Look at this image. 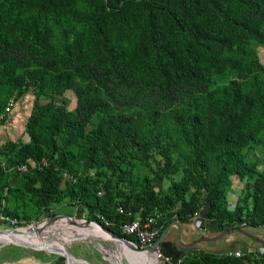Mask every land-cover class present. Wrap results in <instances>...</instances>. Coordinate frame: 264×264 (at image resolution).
<instances>
[{"label": "trees", "instance_id": "obj_1", "mask_svg": "<svg viewBox=\"0 0 264 264\" xmlns=\"http://www.w3.org/2000/svg\"><path fill=\"white\" fill-rule=\"evenodd\" d=\"M256 45L264 47V0H0V113L9 98L29 88L34 96L27 141L5 167L26 165L20 187L37 210L67 195L131 241L118 224L156 212L160 233L167 210L177 205L175 222H188L199 197L219 228H258L264 170L244 161V149L264 140V66ZM64 90L73 92L71 110L51 99L39 103ZM150 150L166 176L178 171L171 151L182 160V176L167 192L145 176L132 195L108 186L115 172L120 182L129 178L128 157ZM5 167L0 159V178ZM232 176L252 178L245 215L241 206L226 210ZM117 205L130 215L117 213ZM180 264L251 262L191 249Z\"/></svg>", "mask_w": 264, "mask_h": 264}, {"label": "rangeland", "instance_id": "obj_2", "mask_svg": "<svg viewBox=\"0 0 264 264\" xmlns=\"http://www.w3.org/2000/svg\"><path fill=\"white\" fill-rule=\"evenodd\" d=\"M254 49L259 62L264 66V47L256 45ZM49 99L55 104H62L68 110H71L75 105V98L71 90H64L60 94L41 98L39 99V103H44ZM14 101L15 105L11 111L0 118V159L3 167L6 166L7 159L12 157L15 148L27 141L24 123L28 113L32 109L34 101L33 90L29 88L23 91L19 97L14 98ZM8 142L13 145L5 146ZM171 154L173 159L177 160L178 171L175 173L168 176L164 175L161 172V157L155 150H150L144 157L138 155L135 157H128L125 167L129 170V178L123 179L122 182H120L115 172L112 174L114 178L109 182L108 186L114 187L115 184H117L118 191L123 190L132 195L138 191L139 181L145 176L150 180L154 190L159 189L162 192H167L170 181L178 180L182 176V171L180 169L183 166L182 160L176 159L177 154L174 151H171ZM244 161L246 163H255L258 171L264 170V140L258 145H253L244 149ZM28 162L31 166L33 165L30 160ZM79 170L80 173H84L85 171V169L81 167ZM88 172L92 174L93 169H89ZM109 174L110 171L108 170L105 176ZM105 176L100 179L101 182L104 181ZM251 181L252 178L250 177H245L242 180L234 176L231 177V185L226 192L225 198V207L227 211H232L236 206H241L243 208L242 215H245L250 203L249 200L244 201L243 196L246 191V185H250ZM20 183V171L17 166L10 165L7 168L5 167L0 178V211L15 212L16 219L19 221L17 228L35 225L49 218H53L51 222H55L58 219L61 220L59 224H62V220L70 223L69 219H71L75 222V225L84 224L85 227L62 231V233L67 236H82L77 239H68L67 242H64L68 255L87 264H111V258H114L117 254L115 243L104 238H88V234H82V230L88 232L94 225H99L101 229L105 228V226L96 221L94 215H91L82 204L72 203V200H70L67 195H63L60 202L49 204L47 209L37 210L32 203L30 194L20 187ZM66 187L67 182L62 180L60 184L61 190L64 191ZM188 195L189 192L186 193V196ZM203 203L202 197H199L197 208L199 209ZM176 206L177 205L167 210L168 215H165L166 217H163L161 220V224H166L165 228L174 225L175 217H173L170 212L174 211ZM24 216L28 217V219H24ZM44 225L49 226L47 223ZM5 228L11 227L0 225V229ZM241 228H243L242 224L236 225V223L229 224L224 222L222 228L218 227L215 232L224 231V233H229L237 230L240 232ZM259 228L250 227L248 229L250 234L258 233L260 237L264 238V229L260 228L259 230ZM173 230L174 229H172V231ZM106 232L108 233L109 231L106 230ZM62 233L51 231L44 234L53 237L50 238V240L55 241V239H61ZM262 238L259 239L262 240ZM254 243L256 244L251 245L252 247L234 250L239 252V256H235L234 254H232V256L240 258L244 262L248 259L251 264H264V244L259 241H254ZM22 245L12 242L11 239H1L0 264H66L64 257L60 254L40 249H32L26 245ZM197 252L198 250H195L196 254ZM121 261L123 264H130L131 262L129 258L125 256L121 257ZM114 264H118V262L115 261ZM150 264H153V262L150 261Z\"/></svg>", "mask_w": 264, "mask_h": 264}, {"label": "crops", "instance_id": "obj_3", "mask_svg": "<svg viewBox=\"0 0 264 264\" xmlns=\"http://www.w3.org/2000/svg\"><path fill=\"white\" fill-rule=\"evenodd\" d=\"M205 210V204H202L197 210L198 215L203 218V231L198 229L194 222L191 220L179 224V234L177 232L178 228L176 224L170 225L166 229L160 246L163 247L164 252L168 256H170L171 258L182 257L185 252L191 249L202 250L206 252L209 251L215 254H223L232 252L234 250H239L240 248L252 247L251 245L256 244L254 243V241H257L252 237H255L257 239L262 238L260 237V235H258V233H253L254 235L250 234L248 229L250 227H245L243 230H240L241 233L238 230V232L232 231L229 233H224V231L215 232V230L218 228L217 224L214 221L206 218ZM171 228L174 230L172 231ZM82 231L85 234L89 235L88 238H104L106 240L112 241L109 236H107L103 232L98 231L96 227H92L88 232H85V230ZM243 232H246L247 235H245ZM69 237L70 239H77L82 236L80 235ZM261 241H263L264 244V238H262ZM130 245L133 246L132 244ZM120 252V248L118 247L116 256L114 258H111V264H114V262L116 261V257L118 254H120ZM122 256L129 258V260L131 261L130 264H150V261H152L153 264H156L149 253H138L134 251L123 250ZM118 264H120L119 260Z\"/></svg>", "mask_w": 264, "mask_h": 264}, {"label": "built area", "instance_id": "obj_4", "mask_svg": "<svg viewBox=\"0 0 264 264\" xmlns=\"http://www.w3.org/2000/svg\"><path fill=\"white\" fill-rule=\"evenodd\" d=\"M15 105V101L13 98H9L5 106L0 113V118L8 114L13 106ZM44 163V161H42ZM19 171H25L26 165L22 164L17 167ZM101 192L97 191V195H100ZM117 213L122 214L124 216L130 215V212L124 209L121 205H117L115 207ZM159 213H153L150 215L144 216L142 219L133 218L131 220H125L118 224V228L120 232L124 235L132 236L134 241L128 240L138 251L145 252L151 254L154 262L157 264L160 260L166 262L167 264H180L181 257L171 258L170 256L163 254L160 248V245L152 246L154 240L156 239V235L159 233L160 226L158 224ZM101 221L108 225V222L105 218L100 216ZM189 220L193 221L198 229L201 231L203 228V218L200 217L197 211L193 212L189 216ZM19 221L14 218L0 212V225L1 226H9L12 229L17 228V224ZM260 228L264 229V222L259 225ZM155 238V239H154ZM150 247V249H148ZM228 255L234 254L235 256H239V252H228Z\"/></svg>", "mask_w": 264, "mask_h": 264}, {"label": "bare ground", "instance_id": "obj_5", "mask_svg": "<svg viewBox=\"0 0 264 264\" xmlns=\"http://www.w3.org/2000/svg\"><path fill=\"white\" fill-rule=\"evenodd\" d=\"M60 221L61 220L59 219L55 222L45 220L35 225H27L24 228H16L14 231L11 232V234H6L0 231V240L3 238L16 240L20 244L26 245L27 247H30L32 249H40V250H45L47 252H54L56 254H59L61 250H66L64 246V242H67V240L70 239V237L63 234L62 231L71 230V229H81L82 227H85L84 224L75 225L71 222L67 223V221L65 220H62V224H59ZM45 223L49 224V226L44 225ZM94 227H96L98 231L103 232L104 234L109 236L111 240L116 244L117 249L118 247L120 248L121 252L116 257V261L118 262L119 260L120 264H123L121 261L123 250L145 253L136 250L133 246L130 245V243L112 237L109 233L105 232L99 226L94 225ZM51 231L61 232L62 233L61 239H55V241H51L50 238L53 237L44 234ZM82 234L85 233L82 232ZM66 264H87V263L74 259L73 257L68 255Z\"/></svg>", "mask_w": 264, "mask_h": 264}, {"label": "water", "instance_id": "obj_6", "mask_svg": "<svg viewBox=\"0 0 264 264\" xmlns=\"http://www.w3.org/2000/svg\"><path fill=\"white\" fill-rule=\"evenodd\" d=\"M53 218H49V219H47V221H51ZM69 219V218H68ZM70 220V222L71 223H75L73 220H71V219H69ZM174 224H176V226H177V228H178V234H179V224L177 223V222H174ZM99 226V225H98ZM101 228V227H100ZM104 230H105V232H106V229L105 228H103ZM166 229H167V227L166 228H164V229H162L161 231H160V233H159V235L156 237V239L154 240V242H153V244H152V246H155V245H160L161 244V242H162V238H163V235H164V233H165V231H166ZM15 229H12V228H5V229H0V231H2V232H4V233H6V234H11V232L12 231H14ZM112 237H114V238H117V239H120V240H122V241H124V242H127V243H130L127 239H125V238H123V237H119V236H117L116 234H114V233H112V232H108ZM245 235H247V233L246 232H243ZM178 234H177V237H178ZM252 238H254V240H257V241H260V242H262L263 243V241H261V240H259V239H257V238H255V237H252ZM12 242H14V243H16V244H19V245H22V244H20L19 242H17L16 240H11ZM131 244V243H130ZM22 246H25V245H22ZM134 247V246H133ZM135 248V247H134ZM136 249V248H135ZM148 249H150V247L148 248ZM137 250V249H136ZM61 256H63L64 257V260H65V263L67 262V256H68V253L66 252V250H61V252L59 253Z\"/></svg>", "mask_w": 264, "mask_h": 264}]
</instances>
